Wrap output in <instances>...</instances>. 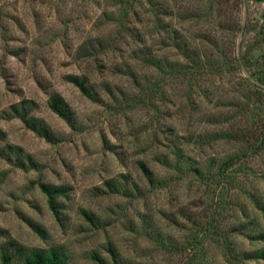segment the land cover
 <instances>
[{
  "label": "rangeland",
  "instance_id": "obj_1",
  "mask_svg": "<svg viewBox=\"0 0 264 264\" xmlns=\"http://www.w3.org/2000/svg\"><path fill=\"white\" fill-rule=\"evenodd\" d=\"M11 246V264H264V0H0Z\"/></svg>",
  "mask_w": 264,
  "mask_h": 264
},
{
  "label": "trees",
  "instance_id": "obj_2",
  "mask_svg": "<svg viewBox=\"0 0 264 264\" xmlns=\"http://www.w3.org/2000/svg\"><path fill=\"white\" fill-rule=\"evenodd\" d=\"M67 79L68 82L77 87L83 95L93 98V94L89 91L83 79H80L76 76H69ZM55 98L58 97H52V99L50 100L49 108L52 110V112L60 116L63 120L69 121V116L66 109L63 108L60 101ZM41 190L44 194L47 195L49 204L53 208L54 198L60 192V189L55 187L41 186ZM18 255H20V250L12 248V246L6 247L2 249L0 259L2 264H11L13 259H15V257H17ZM262 256L263 255L261 253L258 254V257ZM94 258L99 261V258L95 256ZM21 260L22 264H64L65 262L64 257L59 253V251L54 249L48 251L35 249L28 255L21 254Z\"/></svg>",
  "mask_w": 264,
  "mask_h": 264
}]
</instances>
